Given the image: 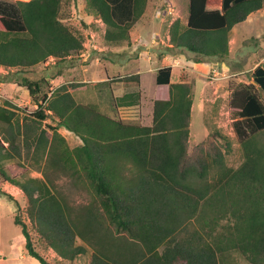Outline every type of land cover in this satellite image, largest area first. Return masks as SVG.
Masks as SVG:
<instances>
[{"label": "trees", "instance_id": "16d2710c", "mask_svg": "<svg viewBox=\"0 0 264 264\" xmlns=\"http://www.w3.org/2000/svg\"><path fill=\"white\" fill-rule=\"evenodd\" d=\"M174 1L186 15L170 24L169 42L195 54L198 63L228 58L231 30L264 9V0ZM78 2L0 0V67L19 76L36 106H18L9 97L0 106V184L19 189L25 206L0 190L17 206L14 221L28 254L53 264L36 249V232L64 264L88 250L89 264H237V256L264 264V62L251 82L232 89L244 158L233 167L226 162L232 142L208 113L209 135L191 143L196 80L173 83L172 66L157 72L150 125L78 99L91 85L80 78L54 87L50 78L34 76L50 60H76L87 51L89 33L101 32L99 24L105 46L131 45L151 0H82L85 17L76 23ZM106 83L134 88L115 98L117 106L140 104V74L116 73ZM62 129L80 143L71 146ZM32 151L47 154L43 177L13 173L7 163ZM52 172L79 184L88 201L71 203Z\"/></svg>", "mask_w": 264, "mask_h": 264}, {"label": "rangeland", "instance_id": "374dc122", "mask_svg": "<svg viewBox=\"0 0 264 264\" xmlns=\"http://www.w3.org/2000/svg\"><path fill=\"white\" fill-rule=\"evenodd\" d=\"M156 1L157 0H151V6L147 11L146 17L139 22L140 28H144V26L148 25V30H152L149 26L151 21L150 18H153V14L154 16L158 15V6H163L160 4L161 2ZM162 13L164 18V15H166L165 9L162 10ZM261 14L264 15V11L259 15ZM84 17L85 12L82 0H80L77 9L74 11V21L79 23L80 19ZM156 17L158 18V16ZM157 18L151 23L152 26L156 25V28L153 30L154 35H149L147 32L141 37L137 31L134 33V36L139 38V40H136L132 46L125 47L105 46L102 43L101 35V33L104 32V27L99 24L101 32L98 34L94 31L93 33H89L90 35L86 44L88 46L87 51L78 57L74 55L75 58L77 57L76 60L62 65L55 60H50L48 64L37 67L34 76L37 75L50 78L54 87L72 81L73 77L80 78L81 81H87L91 85L87 91L76 94L78 99L99 102L101 105L103 104L105 110L113 108L114 111L110 113L117 118L140 119L144 124L149 125L152 123L153 118V103L151 99L149 100V97H155L158 94L155 88L151 86V74L144 75L143 87L146 89L147 95L143 93L141 103L132 107L118 108L114 101L116 96L114 95L113 87L106 82L109 77H113L116 73H130L131 70L138 67L141 61V65H144L146 62H154L153 65L157 64L156 56L163 51L169 43H167V37H169L168 24L170 23L169 21L167 22L165 17V32L162 36H158L156 35L158 28L165 24L159 21L161 19L160 17L159 20H157ZM85 19L89 22L91 21L89 18ZM258 19L263 20L260 22ZM263 26L264 17L261 18V16L259 18L252 17L248 21L238 25L235 29L240 33V40L237 45L231 48L230 59L207 57L205 59L206 61L208 60L210 63H216L217 65H212L213 67L209 72L201 75H205V78H200L194 71H191L197 77L191 122V143L198 144L202 142L210 133L209 126H211V124L215 125L223 134L227 135L232 142V151L227 154L226 162L233 167H238L243 162L244 158L240 139L234 129L236 116L231 109V101L233 98L232 89L241 82L249 83L252 80L251 71H247L242 75H239V73L235 74V72L238 70L236 69L237 64H240L242 69L245 67L248 69L252 64L250 60L252 58L258 59V55L264 52V38L261 37V34L264 33ZM154 39L155 41H153ZM162 41H165V44L162 43ZM93 42L94 44L92 45L91 43ZM92 48L96 50V52H93ZM236 49L238 50L236 51ZM135 55L140 57V62L134 60ZM127 57L133 58L126 62ZM245 59H247V61ZM248 59L250 60L248 61ZM160 63V66H162L164 62L160 61ZM68 64L71 65L66 67V72L63 65ZM225 64H229L228 66L232 71L226 69V67L223 66ZM142 68H146V66L144 65ZM174 77H177L176 73ZM0 81H3L0 82V95L3 99L9 97L18 106L29 107L31 110L36 108L31 102L28 90L19 85L20 78L18 75L8 74L7 71L0 69ZM231 83L234 85L230 86ZM155 86L157 85L155 84ZM206 113H208L210 117L209 122L211 124L206 122ZM61 132L67 138L71 146H76L80 143V140L74 134L64 129H62ZM262 137L264 138V133ZM47 162V154L40 152L38 155H35L32 151L28 158L9 161L7 165L13 169V173L24 175L26 178L29 176L42 178V169L46 168L47 170L48 168ZM49 177L55 183L58 190L67 195L70 202L74 205H80L88 201L87 193L79 184L77 185L76 182L74 183L70 177L53 172L50 173ZM0 187L5 193L12 195L22 207L25 206V199L17 188L9 184L2 186L0 184ZM3 191L0 190V264H41L36 258L28 254L22 228L16 225L14 221L17 206L14 201H11L7 195L3 193ZM33 241L36 249L43 253L53 264H64L53 249H48L44 246L36 232H34ZM91 253V250H88L86 254L79 256L73 264H89ZM235 261H237V264H248L246 260L238 256Z\"/></svg>", "mask_w": 264, "mask_h": 264}, {"label": "crops", "instance_id": "0c3cea01", "mask_svg": "<svg viewBox=\"0 0 264 264\" xmlns=\"http://www.w3.org/2000/svg\"><path fill=\"white\" fill-rule=\"evenodd\" d=\"M80 1V0H79ZM156 2H161L160 4L161 5H163V6H158L156 9L159 11V13H158V15H155L154 16V14H153V18H150L151 19V21H150V24H149V26H150V28L152 29L151 31H149L148 30V25H146V26H144V28H140L141 26H140V24L138 23L137 24V26L134 28L135 30H133V32H132V36H133V39H134V42L136 41V40H139V38H136L135 36H134V33H136L137 31H138V33L140 34L139 36H141L142 37V35L144 34L145 35V33H149V35H154V33H153V30L156 28L155 26L156 25H153L152 26V24L151 23H153L154 22V19L155 18H157L156 16H158V18H157V20H159V17L161 18L159 21L161 22V23H163V24H165V25H162V27H160V28H158V30H157V34L156 35H158V36H162L163 34H164V32H165V29H166V19H167V22L169 21L170 23L168 24V35H169V26H170V24L174 21V20H176L177 18H181V19H184V17H185V15H186V12H185V10H181L180 8H179V5H177V3L174 1V0H166V1H163V0H157ZM154 5H155V3H154ZM150 6H151V3H150ZM149 6V7H150ZM83 9H84V5H83ZM163 9H165V11H166V15H164V18H163V16H162V10ZM149 10V9H148ZM262 11H264V9H262V10H259V11H257V12H255V13H252L249 17H248V19L246 20V21H248L250 18H252V17H257V18H259L260 16H261V18H263L264 17V15H259ZM157 13V12H156ZM184 13H185V15H184ZM146 14H147V12H146ZM146 14L143 16V18L144 17H146ZM165 17H166V19H165ZM142 18V19H143ZM141 19V20H142ZM164 19V20H163ZM140 20V21H141ZM153 20V21H152ZM162 20V21H161ZM263 19H258V21H262ZM139 21V22H140ZM245 21V22H246ZM244 23V22H243ZM242 24V23H241ZM240 25V24H239ZM238 26V25H237ZM236 26V27H237ZM236 27H234L232 30H231V33H230V35H231V41H230V44H231V48L234 46V45H237L238 44V42H239V40H240V33H239V31H236ZM263 30H264V26H263ZM91 33H93V32H91ZM158 36H157V38H158ZM261 37L262 38H264V33H262L261 34ZM161 38V37H160ZM252 38H254V37H252ZM251 38V39H252ZM143 39V38H142ZM141 39V40H142ZM156 39V38H155ZM155 39L153 40V41H155ZM247 41V40H246ZM134 42L131 44V45H129V46H132L133 44H134ZM169 42V37H167V43ZM162 43H164L165 44V41H162ZM166 43V44H167ZM245 43V42H244ZM149 48V47H148ZM150 49V48H149ZM238 49H236V51H237ZM240 50V49H239ZM231 54V53H230ZM250 54V53H249ZM237 55V54H236ZM258 59H248V61L250 60L251 62H252V64H253V66H252V64H251V67L250 68H248V69H246V67L244 68V69H242V67H241V65L240 64H237V68L236 69H238V70H236L237 72H235V74H238L239 73V75H242V74H244V73H246L247 71L248 72H252V75H253V72L255 71V69L259 66V65H261L263 62H264V52L261 54V55H258ZM133 57H127L126 58V62H128L129 60H131ZM195 58H196V55L195 54H193V53H191V52H189V51H186L185 49H179V48H174L173 46H172V44L169 42L168 43V45L164 48V50L163 51H161L160 53H158V55L156 56V61H157V64L156 65H153V63H150V62H146L144 65L146 66V68H142V67H144V65L142 64L141 65V63H142V61L140 62V57L138 56V55H135V57H134V60H137L138 62H140V64H138L137 62V64H138V67L137 68H134L133 70H131L130 71V73L131 74H140V76H141V86L139 87V88H136L137 90H141V92H142V98H143V93H144V95H147V91H146V89H144V87H143V84H144V75L145 74H151V86L153 87V88H155V90H156V86H155V84H156V76H157V72H158V70L160 69V68H162V67H166V66H172L173 67V73H172V78H171V80H172V82L173 83H178V82H181L182 81V79H186V80H188V79H190V78H194L195 80H196V85H197V77H196V75L198 76V77H200V78H205L204 76H201V75H203V74H205L206 72H209L211 69H212V67L214 66V65H217L216 63H210L208 60L206 61L205 60V62H201V63H198V62H196L195 61ZM234 58V57H233ZM228 59H230V55H229V57H228ZM232 59V58H231ZM246 61H247V59H245ZM160 61H162V62H164L163 63V65L162 66H160L161 65V63H160ZM249 63V62H248ZM213 65V66H212ZM229 65V64H228ZM227 64H225V65H223L224 67H226V69H228L229 71L231 70V68L228 66ZM222 66V67H223ZM199 67V68H198ZM229 67V68H228ZM222 69H224V68H222ZM191 71H194V73L196 74H193ZM232 71V70H231ZM234 72V71H233ZM175 73L177 74V77L175 78L174 77V75H175ZM191 73V74H190ZM235 74H233V75H235ZM252 75H251V77H252ZM111 85V84H110ZM196 85H195V88H194V102H195V89H196ZM111 87H113V92H114V95L116 96V97H120V96H122L125 92H128V91H130V90H132V89H134L133 88V86H129V85H124V84H122V83H118L117 85H111ZM168 90V88L165 90V91H167ZM115 97V98H116ZM151 99V102L153 103L152 104V111H153V107H154V100H155V97H153V96H150L149 97V100ZM115 101V100H114ZM141 101H142V99H141ZM99 103V102H98ZM141 103V102H140ZM115 104H116V102H115ZM99 105H100V107H101V109L105 112V113H107V114H109V115H111V116H113L110 112L111 111H114V109L112 108V109H110V110H105V108L103 107V104L101 105L100 103H99ZM139 105V104H138ZM117 106V105H116ZM134 106H137V105H134ZM118 108H126V107H119V106H117ZM129 107H132V106H129ZM192 111H193V108H192ZM153 113V112H152ZM113 117H115V116H113ZM152 117H153V114H152ZM147 125V124H146ZM150 125V124H149ZM19 190V189H18Z\"/></svg>", "mask_w": 264, "mask_h": 264}, {"label": "built area", "instance_id": "2783aa9c", "mask_svg": "<svg viewBox=\"0 0 264 264\" xmlns=\"http://www.w3.org/2000/svg\"><path fill=\"white\" fill-rule=\"evenodd\" d=\"M1 70H4L2 67H0ZM3 105V97L0 95V106Z\"/></svg>", "mask_w": 264, "mask_h": 264}, {"label": "water", "instance_id": "95a60500", "mask_svg": "<svg viewBox=\"0 0 264 264\" xmlns=\"http://www.w3.org/2000/svg\"><path fill=\"white\" fill-rule=\"evenodd\" d=\"M259 89H260L261 93L263 94V91H262V89H261V88H259Z\"/></svg>", "mask_w": 264, "mask_h": 264}]
</instances>
